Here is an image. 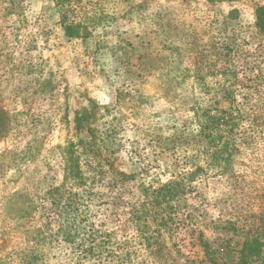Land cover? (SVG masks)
<instances>
[{
  "label": "rangeland",
  "instance_id": "1",
  "mask_svg": "<svg viewBox=\"0 0 264 264\" xmlns=\"http://www.w3.org/2000/svg\"><path fill=\"white\" fill-rule=\"evenodd\" d=\"M258 4L264 0H0V117L7 119L0 137V264H189L203 257L188 244L191 228L228 263L255 239L249 264H264V133L242 129L232 162L194 158L179 146L183 140L176 148L162 144L193 133L190 108L222 102V87L232 88L237 103L253 99V113L264 117ZM63 14L83 26L84 38L64 35ZM89 100L104 171L111 161L134 179L118 210L107 205L114 194L107 180L95 183L88 221L79 224V217L67 237L72 219L58 213L64 199L53 204L49 192L63 181L60 147L86 134L76 132L73 119ZM194 164L204 174L183 195L181 206L191 211L179 212L181 219L191 213L192 223L180 220L164 232L162 253L153 256L128 220L126 202L138 196L136 184L180 178ZM92 246L103 247L90 253Z\"/></svg>",
  "mask_w": 264,
  "mask_h": 264
},
{
  "label": "trees",
  "instance_id": "2",
  "mask_svg": "<svg viewBox=\"0 0 264 264\" xmlns=\"http://www.w3.org/2000/svg\"><path fill=\"white\" fill-rule=\"evenodd\" d=\"M255 27L264 41V4L256 5L254 9ZM61 26L64 35L67 38H84L85 30L80 23L68 21L64 14L61 16ZM222 96V102L211 100L208 107L200 106L195 103L190 111L193 113V124L196 128L185 136L166 137L162 144H171V148H176L179 141L183 140L179 146L186 144L193 151L194 158L203 157L205 162L233 161L234 153L237 152L235 144L239 141L240 132L246 127H254L264 133V117H259L253 111L257 104L253 99H244L237 103L233 97L232 88H221L219 91ZM224 103V105L219 104ZM95 106L91 100L89 105L75 112L74 125L75 130L81 133L85 130V136H79L77 142H68L64 147H60L63 159V181L61 186L53 188L49 194L53 195V204L58 205L62 202L61 215L71 217L66 224H71L69 230H66V236L72 237L76 229V220L79 224L88 221L87 211L93 199H96L93 185L101 182V179L107 180V186L114 194L109 198L108 207L118 210L125 204L122 197L124 187L134 179V176L127 174L114 166L111 161L106 162V171L100 163V156L104 154L103 144L99 143L93 122L95 115L92 108ZM200 106V107H199ZM216 106H220L217 109ZM219 112L216 116L212 111ZM253 113V114H252ZM7 126V119L0 117V137L4 135ZM170 149L169 147H164ZM189 156L185 154V157ZM93 162H97L93 164ZM106 174V175H105ZM204 174L203 166L193 165V170L186 172L180 178H172L166 182L158 183L156 186L145 184L143 182L136 184V198L126 202L129 211L128 220L133 225L138 238L148 249L149 254L159 257L162 253V236L164 232L170 233L179 223L178 221L189 220L192 215L187 213L183 219L179 217L182 207L191 206L181 203L184 201L183 195L192 189V181L201 179ZM67 189L63 195V189ZM118 192V193H115ZM95 197V198H94ZM126 205V206H127ZM65 213V214H64ZM73 215V217L71 216ZM191 222V220H189ZM75 223V224H74ZM190 228L193 224L186 222ZM188 225H184V230L189 231ZM188 237V244L198 245L203 251V257L189 259V264H249L256 250L254 240H245L234 263L219 261L211 254V242L203 233L196 228H191ZM90 237V236H89ZM103 246H92L88 252ZM195 253V252H194Z\"/></svg>",
  "mask_w": 264,
  "mask_h": 264
}]
</instances>
